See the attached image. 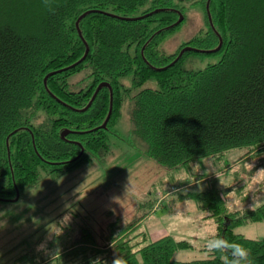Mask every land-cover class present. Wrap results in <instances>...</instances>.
Returning <instances> with one entry per match:
<instances>
[{
  "label": "trees",
  "instance_id": "1",
  "mask_svg": "<svg viewBox=\"0 0 264 264\" xmlns=\"http://www.w3.org/2000/svg\"><path fill=\"white\" fill-rule=\"evenodd\" d=\"M0 0V201H11L35 185L41 172L62 175L90 165L112 150L110 135L127 109L130 133L147 157L159 165L191 169L199 158H220L244 149L236 161L264 152V0ZM200 4L207 30L198 32L174 53L162 42L184 20V4ZM155 13L136 20L154 10ZM79 21L82 37L76 21ZM182 16V21L175 24ZM221 40L218 51L216 48ZM83 61L74 65L85 54ZM190 46L178 59L180 50ZM221 53L202 69L187 68L189 57ZM176 59V60H175ZM47 77L44 85V77ZM81 76L80 79H75ZM129 78L124 84L123 79ZM153 81L156 87H142ZM107 82L90 102L96 87ZM63 130H68L65 137ZM197 177V178H196ZM196 181L203 179L197 175ZM193 179V178H192ZM223 188L189 191L178 198L195 201L203 218L230 241L251 251L264 264V238L243 240L235 229L264 225L260 207L228 209ZM144 217V216H143ZM142 217V218H143ZM145 218V217H144ZM143 218V219H144ZM141 217L116 231L110 223L99 243L87 227L62 252L23 264H221L201 244L165 235L146 243L147 233L130 236ZM206 257L173 258L178 250ZM63 257V258H62Z\"/></svg>",
  "mask_w": 264,
  "mask_h": 264
},
{
  "label": "rangeland",
  "instance_id": "2",
  "mask_svg": "<svg viewBox=\"0 0 264 264\" xmlns=\"http://www.w3.org/2000/svg\"><path fill=\"white\" fill-rule=\"evenodd\" d=\"M183 14L180 27L160 45L161 52L174 53L190 37L207 30L199 3L184 4ZM220 58L221 53L189 57L185 65L202 69ZM122 82L127 84L129 78ZM142 87L156 84L148 81ZM130 129L124 108L118 134L110 135V153L70 173L41 172L39 181L23 190L16 201H0V264H23L15 258L24 253L36 258L56 255L80 235L81 226L89 228L101 243L110 223L115 221L119 231L138 217L142 220L130 234L139 233L135 239L146 232V243L171 235L176 240L201 244V232L214 230L215 223L203 218L205 213L198 210L193 199L177 197L189 191L230 185L222 194L230 210L254 208L257 202H264V152L236 161L245 150L232 149L220 158H199L188 171L169 169L145 155ZM198 174L204 178L196 181ZM235 231L256 235L264 232V225L249 224ZM204 257L188 249L173 256L178 261Z\"/></svg>",
  "mask_w": 264,
  "mask_h": 264
},
{
  "label": "clouds",
  "instance_id": "3",
  "mask_svg": "<svg viewBox=\"0 0 264 264\" xmlns=\"http://www.w3.org/2000/svg\"><path fill=\"white\" fill-rule=\"evenodd\" d=\"M42 3L49 12H54L53 7L49 4V0H42ZM260 206L261 203L257 202L253 210ZM239 235L243 240H250L257 243L264 238V232L256 235H245L243 233ZM199 240L202 242L205 255L216 258V254H219L221 264H254L249 248L239 241H230L224 238L218 230H203L199 236ZM99 262L100 264H104V262ZM112 264H127V261L123 257L114 256Z\"/></svg>",
  "mask_w": 264,
  "mask_h": 264
},
{
  "label": "water",
  "instance_id": "4",
  "mask_svg": "<svg viewBox=\"0 0 264 264\" xmlns=\"http://www.w3.org/2000/svg\"><path fill=\"white\" fill-rule=\"evenodd\" d=\"M208 6H209V0H208L207 3H206V9H207V13H208L209 20H210V15H209V11H208ZM157 11H158V10L156 9V10H154V11H152V12H149L148 14H145V15H143V16L131 17V18L122 17V18L127 19V20H136V19L144 18V17H146L147 15H150V14L155 13V12H157ZM88 13H89V11L84 12L81 16H79V18H78L77 21H76V28H77V31H78V34H79L80 37H82V35H81L80 28H79V21H80L81 18H83V17H84L86 14H88ZM181 21H182V16L179 15V18H178V20L176 21L175 24H178V23L181 22ZM220 46H221V40H220V42H219V45H218L216 48L210 50V52L218 51L219 48H220ZM191 49H192V48H191L190 46H185V47H183V48L180 50V52H179L178 56L176 57V59H178V58H179V57H180L185 51H189V50H191ZM87 53H88V46L86 45L85 54H84V55L82 56V58H81L80 60H78L74 65H76L77 63L83 61L84 58L86 57ZM176 59H175V60H176ZM53 73H55V72H50V73H48V74L44 77V85H46L47 77H48L49 75L53 74ZM103 86H108L109 89H110V108H109V112H108V114H107V117H106L105 121H104L103 124L101 125L102 128L106 127V123H107V121H108V119H109V117H110L111 111H112V89H111L110 85H109L107 82H102V83H100V84L96 87L95 92H94V94H93V96H92L90 102L87 104V106L90 105L91 101L94 99V97L96 96L97 92H98ZM67 134H68V130H63V131L61 132V136H62V137H65V135H67ZM17 198H18V191L16 192V196H15L13 199H10V200H11V201H16Z\"/></svg>",
  "mask_w": 264,
  "mask_h": 264
}]
</instances>
